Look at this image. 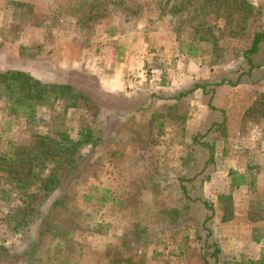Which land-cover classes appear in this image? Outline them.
I'll return each mask as SVG.
<instances>
[{
  "label": "rangeland",
  "instance_id": "obj_1",
  "mask_svg": "<svg viewBox=\"0 0 264 264\" xmlns=\"http://www.w3.org/2000/svg\"><path fill=\"white\" fill-rule=\"evenodd\" d=\"M262 28L264 0H0V71L49 69L59 42L88 43L110 30L117 38L143 35L149 50L167 49L171 58L154 55L156 69L167 63L157 74L177 69L178 53L200 72L183 80L179 88L187 91L172 111L151 94L139 97L150 109L127 113V100L111 99L94 81L77 89L82 97L56 92L31 97L26 108L15 103L14 88H0V264H211L200 225L210 211L202 200L212 208L206 225L219 247L217 264H264L262 73L223 85L218 96L214 88L210 100L188 89L195 81L235 80ZM143 62L150 70V60ZM78 79L68 85L76 90ZM95 106L109 112L99 119L101 145L90 152L82 146L85 166L40 202L37 177L98 120ZM13 171L30 176L11 180ZM29 205L38 213L23 235L9 217Z\"/></svg>",
  "mask_w": 264,
  "mask_h": 264
},
{
  "label": "crops",
  "instance_id": "obj_2",
  "mask_svg": "<svg viewBox=\"0 0 264 264\" xmlns=\"http://www.w3.org/2000/svg\"><path fill=\"white\" fill-rule=\"evenodd\" d=\"M109 32L103 33V36L101 34L97 40L92 37L88 43L81 44L80 41H77L75 44L69 41H65V43L59 42L60 44L57 48L59 53L54 56V58L58 57V61L53 63L50 60L49 64L51 68L37 71L30 65L26 68V71L30 76L43 83L73 85L70 79L74 78L76 80L78 77L79 79L76 85H74L76 89L86 86L87 82L94 81L97 83L96 88L98 91L106 95L122 96L127 100V106L122 109V111H128L127 113L150 109V105L147 104L148 102H139V97L151 94H153V98H155V95H158V99L163 98L169 101L166 104V108L168 107V103H170L167 110L172 111V108L177 103V99L173 96V93H167L178 88L175 94H183L187 91L179 88L182 86L183 80L188 79V77L195 79V75L193 77L190 73L198 74L199 69L195 65L188 66L184 64L189 57L185 56L183 58L184 55L178 53L177 58H173L172 66L178 62L179 68L176 66L177 69L173 68L174 70L170 72L171 74H163L162 72L165 71L167 63L160 60L162 64H157L160 65L157 66L159 67L157 70L153 66L154 61H158L157 59L154 60L156 57L154 55L161 54L165 58H168L170 56L166 54L167 49H161L159 52L157 49L149 50L146 39L138 33L128 37L117 38L114 35L107 34ZM149 60L151 63L148 65L150 67V74L144 71L146 69H141L143 64H145L143 61L147 62ZM161 67L162 74H157V71H161ZM56 69L59 73L55 71ZM145 72L146 74H144ZM196 83L199 82H193L188 89H191V92L195 93L194 95L202 94L204 96L205 94L202 93L199 87L193 88V85ZM223 85L225 84L215 87L214 92L217 93V96L221 91H225ZM170 88L171 90H168ZM165 91L168 92L164 93ZM130 103L131 105H129ZM108 107L111 111H115L116 109L114 105Z\"/></svg>",
  "mask_w": 264,
  "mask_h": 264
},
{
  "label": "trees",
  "instance_id": "obj_3",
  "mask_svg": "<svg viewBox=\"0 0 264 264\" xmlns=\"http://www.w3.org/2000/svg\"><path fill=\"white\" fill-rule=\"evenodd\" d=\"M242 58L246 68L242 72V74L236 76L235 80L221 78L220 80L214 81L212 83L205 81L194 84L193 88L199 87L202 90L203 94L208 95V99L210 100L211 94L216 86L222 84L234 85L235 82H238L240 80L241 76L249 77L250 75H252L250 73L253 70L262 73L260 74V77L264 78V28L252 34L249 46L243 51ZM0 88H2L3 90L8 89L7 90L8 92H11V89L14 88L17 91V95L19 96V100H17L15 103H18V106L21 108H26L30 106L32 100L31 97L39 98L40 96H42L43 98L46 99L48 94H53L56 92L60 94L67 93L73 99L83 96L82 92L78 91L77 89L75 90L74 87L68 84L43 83L30 76L24 70L16 69V68H9L4 71H0ZM183 94L177 93L174 94L173 96L175 98H179L183 96ZM84 96L86 99H90L88 95H84ZM107 96L111 97L112 99L113 95L107 94ZM115 102L117 103L116 105L119 106L118 100ZM95 107H96L95 113L99 115L98 120L94 121L93 124L90 125V129L87 130V132L83 134L80 133L79 137L76 140L74 141L69 140V146H66L62 151L61 156H63L64 158L61 157V161H62L61 163L60 162L57 163L52 169H50L49 173L46 174L45 176L37 177L38 187L36 193L38 196L40 195V202L41 200L42 201L46 200V198L49 195H51L57 188L61 187L63 183L74 179L78 175L79 171L82 170V168L86 164V159L88 155L87 153H82L80 151V148L82 146H88L90 152L94 147L101 145L102 143V138L100 137L101 124L99 119L100 116H102L105 120L109 112H107L108 109L104 107L101 106L100 107L95 106ZM11 164L18 166L22 165L19 161L18 162L13 161L11 162ZM8 175H11V180L15 179L17 181H24L25 177L30 176L28 172L23 174L21 172H15V171H13L12 174L8 173ZM240 179L236 180L234 176V178L231 180V184L237 186L239 183L243 182L242 179L241 180ZM182 189L183 188L181 187V191L184 194H186V192H184V190ZM36 193L34 196H36ZM59 202H60L59 198H56L51 202L44 216L41 218L42 223L38 235H41V233L47 229V226L50 222L48 218H50L52 209ZM201 204L205 209L210 211L208 214H205L200 221L201 228H203V230L205 231L202 245L204 248L206 247L211 248V251L208 253V256H210V258L213 259V262L211 264H217L219 247L215 241V238L212 236L210 227L206 225L207 222L212 218V208L208 206V204L204 200L201 201ZM12 212L13 213L11 214V217H9V221L13 220L12 222L13 229L23 233V235L28 234L29 233L28 224L32 221L36 213H38L37 208L33 205H29L27 207H18L15 210H12ZM4 252H5V248L3 246H0V254H3Z\"/></svg>",
  "mask_w": 264,
  "mask_h": 264
},
{
  "label": "built area",
  "instance_id": "obj_4",
  "mask_svg": "<svg viewBox=\"0 0 264 264\" xmlns=\"http://www.w3.org/2000/svg\"><path fill=\"white\" fill-rule=\"evenodd\" d=\"M144 71H146L148 74H150V73H149L150 70H148V71H147V70H144ZM146 72H145L144 74H146Z\"/></svg>",
  "mask_w": 264,
  "mask_h": 264
}]
</instances>
